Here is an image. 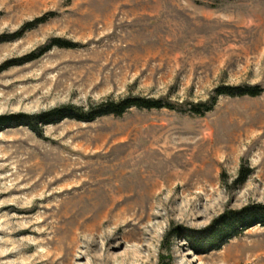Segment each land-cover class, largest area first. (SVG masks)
<instances>
[{
  "label": "rangeland",
  "instance_id": "374dc122",
  "mask_svg": "<svg viewBox=\"0 0 264 264\" xmlns=\"http://www.w3.org/2000/svg\"><path fill=\"white\" fill-rule=\"evenodd\" d=\"M222 85L264 90V0H0V117L183 106L0 126V264H264V223L210 236L264 206V91L190 111Z\"/></svg>",
  "mask_w": 264,
  "mask_h": 264
},
{
  "label": "trees",
  "instance_id": "16d2710c",
  "mask_svg": "<svg viewBox=\"0 0 264 264\" xmlns=\"http://www.w3.org/2000/svg\"><path fill=\"white\" fill-rule=\"evenodd\" d=\"M43 20H37L34 25L42 23ZM33 27V26H30ZM30 27L23 28L21 31L16 32L12 36V39H18L22 37ZM14 37V38H13ZM78 44L72 41H67L61 38H55L51 41V44L40 48L38 51L31 53L30 55L22 58L20 61L15 62L16 64H24L34 61L44 55L46 52L51 50L53 47L60 48H75ZM263 88L255 86H231V85H222L216 88L214 95L205 102L191 103L190 111L198 115H205L207 112L214 109L215 105L221 96L229 97H242V96H258L263 93ZM183 107L182 104H177L167 99H156L152 97L144 96H127L121 98L120 100L108 99L101 103L91 104L89 109L84 107H78L75 105H67L63 107L56 108L54 110L47 111L45 113H40L39 115H27V114H15L0 117V126L9 123H16L18 125H26L34 131H39L41 126L47 124H55L65 119H76L79 121L91 122L96 120L98 117L102 116H116L120 117L127 113L133 108L137 109H162L168 108L171 110H181ZM252 170L242 168L239 175V182L244 183ZM254 223H264V206L257 205L256 208L252 211H243L236 215H233L225 220V224H221V228L212 233L211 237H218L223 235V232L231 233L236 232L240 229H245L251 224ZM224 227V228H223ZM224 229V230H223Z\"/></svg>",
  "mask_w": 264,
  "mask_h": 264
}]
</instances>
